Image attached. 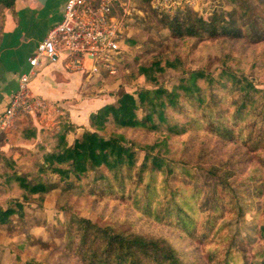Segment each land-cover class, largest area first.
<instances>
[{
  "label": "rangeland",
  "instance_id": "obj_1",
  "mask_svg": "<svg viewBox=\"0 0 264 264\" xmlns=\"http://www.w3.org/2000/svg\"><path fill=\"white\" fill-rule=\"evenodd\" d=\"M123 2L127 7L125 12L120 11L125 22L121 53L113 62L114 68L111 63L107 71H101V76L84 78L83 95L88 100L111 99L105 105L116 101L122 91L136 97L143 89L157 87L179 92L181 78H187L190 72L202 69L218 78L224 67H229L252 84L257 106L264 105V41L251 44L244 40L231 43L221 38H176L159 22L164 14L170 17L184 15L188 8L208 18L214 11L229 9L233 5L229 0H180L179 5L162 10L154 7L151 0L148 7L143 0ZM112 68L113 72L110 71ZM74 87L73 82L67 85L63 95H73ZM95 111L89 113L88 120ZM137 113L141 117L146 110L139 109ZM66 126L63 124L58 131L37 132L24 118L7 138L2 137L5 145L0 149V207L11 208L13 213L9 222L0 224V264H76L74 255L67 249L63 226L71 215L101 225L110 224L117 229L130 228L166 237L187 263L190 260L194 264L222 262L229 244L234 246L239 264H249L256 252L264 251V232L257 229L264 221V147L252 150L235 141L224 144L217 135L204 134L203 130H186L167 137L164 130H126V136L136 142L132 150L138 164L144 157L140 147L155 142L154 152L162 151L164 156L190 160L182 165L173 163L171 175H167L165 166L155 174L160 188L183 189L188 195L196 193V202L205 212L199 213L197 238H192L175 225L165 224L166 217L159 221L145 213L143 203L137 201L134 205L129 192L136 185V168L131 170L133 182L127 184L124 196L117 183L114 190L119 189L118 194H111L107 180L95 181V171L80 181L71 176L72 189H65V183L57 174L40 171V164L47 154L59 151L65 142L73 143L75 136L66 134L74 131L76 126ZM83 129H91L89 121ZM114 130L118 131L107 124L105 135ZM61 135L64 140L60 139ZM190 146L192 152L189 155L187 147ZM202 153L206 166L233 162L237 173L229 181L237 196H232L229 189L217 184L205 169L196 166ZM104 172L111 177L105 168ZM18 177L29 185L44 183L45 193L23 188ZM149 179L147 173L139 190ZM255 187H260V191L257 192ZM213 213L218 215V220L209 231L206 219ZM212 252L214 258L209 260ZM232 255V259L235 258L233 249Z\"/></svg>",
  "mask_w": 264,
  "mask_h": 264
},
{
  "label": "trees",
  "instance_id": "obj_2",
  "mask_svg": "<svg viewBox=\"0 0 264 264\" xmlns=\"http://www.w3.org/2000/svg\"><path fill=\"white\" fill-rule=\"evenodd\" d=\"M149 1L143 0L147 7ZM229 2L233 4L229 9L214 11L208 18L188 8L184 15L170 17L164 14L159 22L176 38H221L231 43L244 40L251 44L264 41V0ZM14 3L15 0H0V8H12ZM180 81L179 92L163 87L143 89L136 97L125 91L120 92L116 101L90 114L91 129H84L72 144L65 142L59 151L47 154L39 170L57 174L65 183V189L73 188L71 176L80 181L95 171V181L107 180V189L111 194H118L119 189L114 190L117 183L124 196L127 184L133 182L131 170L136 168V185L129 192L134 205H137V201L143 203L146 212L142 207L141 211L159 221L166 217L165 224L175 225L179 231L197 238L198 215L205 210L196 202V193L188 195L183 189L171 191L165 186L160 188L155 174L165 166L167 175H171L173 163L182 165L190 160L164 156L162 151L154 152L155 142L140 147L144 157L138 164L132 150L136 142L126 136V130H164L166 137L186 130H203L204 134L217 135L224 144L235 141L239 145H247L248 149L257 150L264 147V105L261 103L257 106L258 99L254 97L252 84L247 82L244 75L229 67H224L218 78L198 69ZM139 109L146 110L141 117L137 113ZM179 119H182L181 122ZM107 124L118 131L105 135ZM60 139L64 140V135ZM187 150L190 155L191 146ZM204 155L202 153L201 158L197 159L196 166L205 169L217 184L229 189L232 196H237L229 181L237 173L233 162L229 160L206 166ZM244 156L247 157V154ZM104 168L111 177L106 175ZM147 173L150 179L139 190V184ZM18 179L23 188H30V192L46 191L42 182L29 185L25 179ZM255 189L260 191V187ZM11 213V208L0 207V224L9 222ZM217 220L215 213L207 217L209 231ZM63 226L67 234V249L74 255L76 264H194L192 260L187 263L166 237L130 228L117 229L110 224L101 225L73 215ZM257 229L264 232V221ZM233 247L229 244L224 261L216 264H239ZM208 258L213 260L214 252ZM249 264H264V251L256 252Z\"/></svg>",
  "mask_w": 264,
  "mask_h": 264
},
{
  "label": "built area",
  "instance_id": "obj_3",
  "mask_svg": "<svg viewBox=\"0 0 264 264\" xmlns=\"http://www.w3.org/2000/svg\"><path fill=\"white\" fill-rule=\"evenodd\" d=\"M151 3L162 10L179 5L180 0ZM126 7L123 0H67L61 20L49 28L28 58L29 71L19 75L17 88L0 114V133H9L20 117L33 116L46 123L62 113L59 104L31 91L30 78L43 61L60 60L65 69L87 75L107 71L111 63L113 67L125 32L120 11Z\"/></svg>",
  "mask_w": 264,
  "mask_h": 264
},
{
  "label": "crops",
  "instance_id": "obj_4",
  "mask_svg": "<svg viewBox=\"0 0 264 264\" xmlns=\"http://www.w3.org/2000/svg\"><path fill=\"white\" fill-rule=\"evenodd\" d=\"M66 1L15 0L12 8H0V114L7 105L10 95L17 88L19 75L29 71L28 58L34 52L37 43L45 37L52 25L61 20ZM101 74L102 72L87 75L83 71L67 70L60 60L43 61L30 78L31 91L59 104L62 113L52 117L47 124L45 120L33 116L20 117L14 128L24 118L37 132L58 131L63 124H67L66 127L71 124L76 128L69 131L66 136L71 134L77 137L78 133L80 135L84 130L83 127H87L89 113L111 100L101 97L88 100L83 95L84 78L99 77ZM72 82L75 84V93L71 96L63 95L66 86ZM54 126L59 129L56 130ZM8 135L0 133V138L3 136L7 138ZM4 145L0 144L1 150Z\"/></svg>",
  "mask_w": 264,
  "mask_h": 264
}]
</instances>
